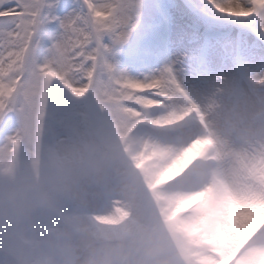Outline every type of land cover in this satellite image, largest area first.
<instances>
[{"label":"rangeland","instance_id":"rangeland-1","mask_svg":"<svg viewBox=\"0 0 264 264\" xmlns=\"http://www.w3.org/2000/svg\"><path fill=\"white\" fill-rule=\"evenodd\" d=\"M132 87L146 90L112 92L54 131L46 128L42 135L0 144V249L17 256L0 257V264H49L46 253L52 248L47 247L66 233L71 249L83 254L78 263L100 241L119 252L110 264H264V69H224L195 79L178 77L175 83ZM163 112L181 131L193 129L196 134L198 149L177 164L186 185L174 193L197 183L188 202L202 201L185 219L169 202L173 194L157 189L158 181L171 183V177L149 181L142 168L149 159V148L142 146L151 134H142L137 143L131 133L133 126L149 122L151 113L160 118ZM199 116L204 125L195 127ZM206 133L222 137L241 153L240 186L247 204L237 199L231 203L228 152L216 142L207 144ZM183 143L193 142L185 136ZM168 150L172 158H179L176 146ZM25 151L27 157L19 160ZM211 156L218 167L211 172L210 184L202 187V177L199 186L195 177ZM157 164L149 166L154 169ZM40 183L41 193L36 190ZM114 185L133 198L128 197L127 205L99 210L105 192ZM43 201L49 205L38 204ZM16 220L26 227H17ZM42 231L49 233L42 237ZM126 239L132 243L122 250ZM247 242L250 247L241 250Z\"/></svg>","mask_w":264,"mask_h":264},{"label":"snow or ice","instance_id":"snow-or-ice-1","mask_svg":"<svg viewBox=\"0 0 264 264\" xmlns=\"http://www.w3.org/2000/svg\"><path fill=\"white\" fill-rule=\"evenodd\" d=\"M264 69V0H0V144L132 86Z\"/></svg>","mask_w":264,"mask_h":264},{"label":"bare ground","instance_id":"bare-ground-1","mask_svg":"<svg viewBox=\"0 0 264 264\" xmlns=\"http://www.w3.org/2000/svg\"><path fill=\"white\" fill-rule=\"evenodd\" d=\"M151 115V119L149 121V123H158V127L163 131H166V133H169L168 135L170 136H174V135H178L180 134L181 130H178V124H176L173 119L168 115V113L163 112L160 115V118L156 117L153 113L150 114ZM152 120V121H151ZM150 125V124H149ZM177 131V132H176ZM180 131V132H179ZM176 132V133H175ZM195 133L189 134L187 139L191 140V142H193L191 145L187 146L184 145L183 141H181L180 144H177V152L180 154L179 158L176 157L172 158V150H168L170 148V144L168 145H164L161 142H159V140H153L151 138L147 139V143L144 144L145 148H149L148 150L149 152V159H151V157H161L160 158V162H153L151 160V162L148 163V165H146L144 168L146 169V171L148 172V180H154L156 179L157 176H165V175H169L171 178V180L174 183H179V180H182L180 178V174H179V167L177 166V164L179 162H185L187 160L188 157L192 156L193 151H196L198 148H196L195 150V142L193 137L196 136ZM136 140V139H135ZM215 141L218 143L220 142V146L221 148H223L226 152H228L229 158H230V165H229V171H228V178L229 181H227L228 183V191H229V197L231 200V203L234 202L235 199L238 200L239 203H242L243 205L247 204L245 202H242L245 200V195L243 190L241 189L240 184L242 185V183H240V171H239V160L238 158L241 157V153L238 151V149L232 148L231 144H228L227 140H223L220 139L219 137H215ZM139 141H137L138 143ZM183 144V145H182ZM157 145V146H156ZM193 145V146H192ZM139 145H137V147H139ZM197 147H199V144H197ZM178 160V161H177ZM238 160V161H237ZM154 165L156 168H151V164H156ZM169 194H173V195H169V202L171 203H175V205H177V209L184 212L187 211L188 209H190V203L189 198L195 194L194 193H186V192H181L180 193H169ZM116 203H120L122 205H127L129 204L130 199L128 197L133 198L130 194H127L124 191H119L116 192ZM244 199V200H243ZM136 201V200H135ZM234 205V203H233ZM247 206V205H246ZM244 206V207H246ZM246 209V208H245ZM111 220H113L112 218H110ZM190 227V226H189Z\"/></svg>","mask_w":264,"mask_h":264}]
</instances>
